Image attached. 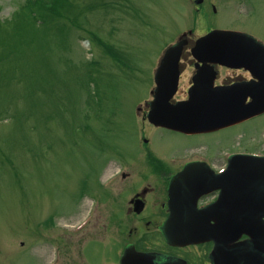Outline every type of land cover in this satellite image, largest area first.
<instances>
[{
    "label": "rangeland",
    "instance_id": "obj_1",
    "mask_svg": "<svg viewBox=\"0 0 264 264\" xmlns=\"http://www.w3.org/2000/svg\"><path fill=\"white\" fill-rule=\"evenodd\" d=\"M219 10L203 18L189 0H0V264L60 255L47 238L55 225L73 234L64 245L78 246V226L97 207L102 227L82 255L88 264L117 256L123 246L107 230L114 204L145 181L137 106L153 100L164 52L194 25L197 36L243 24L264 40V0H226ZM167 134L161 156L184 141ZM225 136L224 149L263 151L264 117ZM116 165L137 174L114 198L102 184Z\"/></svg>",
    "mask_w": 264,
    "mask_h": 264
},
{
    "label": "flooded vegetation",
    "instance_id": "obj_2",
    "mask_svg": "<svg viewBox=\"0 0 264 264\" xmlns=\"http://www.w3.org/2000/svg\"><path fill=\"white\" fill-rule=\"evenodd\" d=\"M189 1L190 5L194 3L195 14L203 18L210 17L211 14H219L220 6L226 3V0ZM194 20L196 22L198 18L195 16ZM223 25H212L205 33L202 32L197 36L194 27L183 30L176 40H183L187 45L180 60L179 91L175 100H169V104L158 108L156 114L153 113L154 100H143V109L140 105L137 106V115L140 117L142 112L140 119L143 121L139 147L140 156H143L142 172L145 181L134 194L114 204V220L107 230V235L111 242L120 243L123 247L116 257L104 258L101 264H226L227 260L231 264H242L241 258L228 259L225 249L227 247L233 249L235 245L249 240V236L243 234L229 236L226 220L231 215L237 214V210L228 208L227 204H221L218 208L216 205L229 191L227 183L229 171L237 163L231 158L237 154L264 155V150L224 149L228 142L225 135L227 132L256 122L263 118L264 114L239 123L224 125V123L209 122L213 117H224V115L206 112L203 104L193 105L190 113L168 111L174 106L189 101L188 91L199 75L205 79L214 73L215 85H233L254 80L253 75L246 69H229L207 60L200 61L194 58L192 49L198 39L215 29L245 32L264 43L262 38L243 24ZM186 33L189 37L183 36ZM203 67L208 69L200 72ZM189 70L192 72L187 87L181 93V84L188 77ZM223 71L226 73L225 76ZM243 101L248 104L252 100ZM151 117L162 120L189 119L192 122L188 125L190 126L188 129L178 130L153 123ZM166 133L183 136L184 141L171 154L161 156L155 149L158 151L159 137ZM109 173L112 174L108 176L102 189L103 192L107 191L116 198L121 194L126 181L137 174V168L133 165L129 167L116 165L108 168ZM176 183V193L171 195V186ZM97 210L92 226L91 224L78 226V240L83 239L78 246L64 245L63 242H67L69 237L63 232H55L51 237L47 236L58 244L60 255L49 257L48 262L44 264H88V258L82 255L81 245L102 227L101 214L97 213ZM181 216L188 217L187 220L193 223L194 231L204 228L206 235L191 242L177 241L175 237L179 231ZM218 223L221 226H218ZM88 232L90 233L87 234ZM218 244L223 245L219 247ZM135 252L149 256H126L127 253Z\"/></svg>",
    "mask_w": 264,
    "mask_h": 264
},
{
    "label": "water",
    "instance_id": "obj_3",
    "mask_svg": "<svg viewBox=\"0 0 264 264\" xmlns=\"http://www.w3.org/2000/svg\"><path fill=\"white\" fill-rule=\"evenodd\" d=\"M184 45L185 43L181 42L168 50L156 75L155 100H170L174 96L177 81L175 80L172 86L160 81L167 68L176 71ZM194 51L198 58H210L211 61L227 67H246L260 79V83L254 87L244 85L214 87L213 81L208 87L198 84L191 91L190 100H247L249 97L256 100L254 108L246 110L240 105L239 109L230 112L235 114L228 118V121H239L264 112V45L262 43L252 36L239 32L214 31L200 39ZM237 160L245 162L237 167L243 171L237 175L240 178L238 184L242 185V188L247 187L250 195L246 199L247 202L244 200L239 205L240 208L248 210L236 215L240 222L239 233L252 236V241L245 247L250 257L248 264H264V158L240 156ZM181 223L178 235L180 240L188 241L197 235L189 229V222Z\"/></svg>",
    "mask_w": 264,
    "mask_h": 264
},
{
    "label": "bare ground",
    "instance_id": "obj_4",
    "mask_svg": "<svg viewBox=\"0 0 264 264\" xmlns=\"http://www.w3.org/2000/svg\"><path fill=\"white\" fill-rule=\"evenodd\" d=\"M94 224V222L91 224V226ZM91 228V227H90Z\"/></svg>",
    "mask_w": 264,
    "mask_h": 264
},
{
    "label": "trees",
    "instance_id": "obj_5",
    "mask_svg": "<svg viewBox=\"0 0 264 264\" xmlns=\"http://www.w3.org/2000/svg\"><path fill=\"white\" fill-rule=\"evenodd\" d=\"M109 51H111V49L108 48Z\"/></svg>",
    "mask_w": 264,
    "mask_h": 264
}]
</instances>
